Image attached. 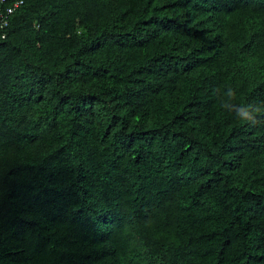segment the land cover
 <instances>
[{"label": "trees", "instance_id": "trees-1", "mask_svg": "<svg viewBox=\"0 0 264 264\" xmlns=\"http://www.w3.org/2000/svg\"><path fill=\"white\" fill-rule=\"evenodd\" d=\"M23 1L0 264H264V0Z\"/></svg>", "mask_w": 264, "mask_h": 264}, {"label": "built area", "instance_id": "built-area-1", "mask_svg": "<svg viewBox=\"0 0 264 264\" xmlns=\"http://www.w3.org/2000/svg\"><path fill=\"white\" fill-rule=\"evenodd\" d=\"M24 4L23 0H0V31L9 24V18ZM11 9V11H9ZM5 38V36H3Z\"/></svg>", "mask_w": 264, "mask_h": 264}, {"label": "clouds", "instance_id": "clouds-1", "mask_svg": "<svg viewBox=\"0 0 264 264\" xmlns=\"http://www.w3.org/2000/svg\"><path fill=\"white\" fill-rule=\"evenodd\" d=\"M9 11H11V9H9ZM229 95H234V92L231 88H229ZM237 119L238 121H242L244 123L247 124H255L256 121L254 120V118H252L246 111H241L239 113H237Z\"/></svg>", "mask_w": 264, "mask_h": 264}]
</instances>
